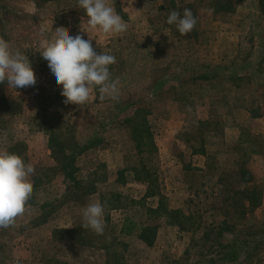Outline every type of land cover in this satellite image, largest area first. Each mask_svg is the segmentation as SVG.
I'll list each match as a JSON object with an SVG mask.
<instances>
[{"label": "rangeland", "instance_id": "1", "mask_svg": "<svg viewBox=\"0 0 264 264\" xmlns=\"http://www.w3.org/2000/svg\"><path fill=\"white\" fill-rule=\"evenodd\" d=\"M214 1L109 0L128 29L121 35L105 36L99 30L89 35L81 31L82 23L87 27L88 18L76 6L77 0H0V37L9 42L13 51L19 49L28 56L37 77L35 86L18 90L8 87L6 82L0 84L7 97H15L23 106L22 113L7 118L0 128V150H4L11 134L18 139L30 136L39 127L33 120L37 113L44 116L41 121L54 118L50 124L56 127L63 123L71 133L82 126L99 127L98 135L105 148L92 158L115 165L118 153L128 167L141 165V168L144 162L152 173L159 175L162 190L168 194L167 186L179 177L171 165L172 155H165L158 147L155 153L140 154L131 138L132 128L143 121L144 115L155 128L153 133H157L158 142L165 139L166 130L182 126L183 146L198 147L201 142L196 138L205 135L211 149L224 147L220 137L214 139V134L221 133L228 113L264 107V16L260 0L234 1L231 10H215ZM184 8L191 9L197 19L195 28L186 36L179 34L175 24L166 22L171 10L182 13ZM60 26L68 28L70 35L91 39L98 54L105 52L116 57V63L109 69L112 79L120 81L119 102L101 101L98 90H94L89 103L82 107L63 103L61 87L39 52L44 41ZM42 27L46 28L44 33ZM178 144L171 143L170 150L175 156L182 149ZM164 162L169 167H164ZM38 172L49 176L61 169L58 166ZM224 176L226 192L217 195L213 175L204 178L203 183L202 176L195 171L186 178L184 175L192 190L182 197L185 200L182 210L192 214L189 229L181 231L178 226L169 225L164 217L157 219L160 224L157 246L148 249L130 241L125 264H264V204L257 212L242 211L239 204H243L245 194L236 187L237 176L230 173ZM86 185L80 193L87 190ZM106 191L111 192L108 198L111 204L121 201L130 207L129 214L146 221L144 207L151 204L150 200L136 204L132 198L139 200L137 197L113 198L118 191L112 184ZM137 193L135 190L134 194ZM81 200L84 201L83 197ZM59 202L64 205L67 197ZM23 218L25 214L17 218L18 226L0 229V264H62L55 261L57 247L53 240L44 250L46 258H54L51 261H38L36 253L21 252ZM68 250L77 253L72 247ZM96 254L100 257L96 262L73 264L110 263L102 260L105 253Z\"/></svg>", "mask_w": 264, "mask_h": 264}, {"label": "crops", "instance_id": "2", "mask_svg": "<svg viewBox=\"0 0 264 264\" xmlns=\"http://www.w3.org/2000/svg\"><path fill=\"white\" fill-rule=\"evenodd\" d=\"M221 128V133L214 134V139L220 137L224 147L217 148L218 146H216V148H211L212 150L209 148V142L206 140L205 135L202 137L204 140L196 138L201 142L198 147L183 146L182 126H178V129L171 131L166 130L165 139L159 142L157 133L154 132L156 135L155 143L159 151L165 153V155H172L171 159L174 161L171 165H174V169L178 171L177 174L179 175L174 182L175 184L172 181V185L167 186L168 194L162 190L161 186V192L167 196L168 205L171 209H184L185 200L182 197L192 193L191 187L184 179V175L186 178L191 171H195V173L202 176V183L206 181L204 178L213 175L217 184L215 188L217 195L226 192L227 186L225 185L224 175L227 173L235 174L237 176L236 187L243 189L245 194L244 202L239 204V208L248 213L257 212L262 208L264 204V107L260 106V108H254L253 110L246 108L234 109L232 113H228L224 117ZM99 130V127L88 128L85 126L74 130L76 141L83 148V152L76 161L78 170L74 176L77 183L73 182L71 178H67L62 171L48 174L49 176L38 172L39 169L47 170L59 165L49 145L50 137L45 130L36 128L30 136L26 137V134H24L26 139L22 137L18 139L11 134L6 140V144L10 146L18 142L24 143L28 154L27 163H32L35 166V174L30 177L33 183V193L26 204L25 218H23L25 221L21 222L23 230L21 252L27 254L34 252L38 255L36 257L38 261H51L54 258L49 256L46 258L44 250L48 249L50 242L53 240L54 245L57 247L55 261L62 264H73L74 261L96 262L100 259L99 255L96 254L97 252L105 253L101 257L103 261H112L111 256L107 255L109 246L111 251L114 249H119L120 253L122 251L124 257L120 260L126 261L128 260L126 252L130 241L141 244L142 247L148 249L157 246L160 238L159 229L152 244H148L141 239L138 231L131 235L119 233V229L127 218L134 220L138 226L154 224V222L148 216V205L144 207L147 212V219L141 221L129 214L130 207L124 205L121 201H114L111 204L108 200L111 192L106 191L109 184L115 185L118 191L113 198L118 196L124 197L123 199L137 197L139 200L132 198V201L136 204L143 202L146 204L147 200H150L151 204L149 205L154 208L158 205V198L157 196H150L152 193L149 184L138 178V172L134 167L138 166L140 169L141 165L126 166L123 155L118 153L115 156V165L112 162H107V160H103V163H101V160L92 158L94 153L98 155L105 148L102 139V141L99 140L98 144L90 145L97 137H100L98 135ZM154 130L155 128H152V131ZM173 141L180 143L178 145L182 149L179 156L171 153L170 149ZM246 144H248V148ZM163 164L164 167L170 165L168 162ZM99 168H103L104 171L99 173ZM245 172L247 175L244 174ZM46 180H48L47 185ZM50 181L54 184L49 183ZM44 183L46 186H44ZM83 185L88 186L87 190L80 193L83 190ZM137 188L141 189L138 190ZM135 190L138 191L137 195L134 194ZM254 192L259 198L256 205L252 203L251 198ZM231 194L235 195V192ZM63 197H67V202L64 205L58 204ZM82 197L84 201L81 200ZM96 202L105 204L102 217L105 228L102 235H97L92 230L83 229L81 226L82 209L88 204ZM216 212L221 214L222 211L217 209ZM70 247L77 253L67 251V248Z\"/></svg>", "mask_w": 264, "mask_h": 264}, {"label": "clouds", "instance_id": "3", "mask_svg": "<svg viewBox=\"0 0 264 264\" xmlns=\"http://www.w3.org/2000/svg\"><path fill=\"white\" fill-rule=\"evenodd\" d=\"M76 6L86 15L87 27L81 24V31L88 35L99 30L105 36L121 35L128 29V24L109 0H77ZM83 19V18H82ZM167 24H175L182 36L188 35L197 24L192 10L184 8L183 12L171 10L167 16ZM46 28H41L44 33ZM42 58L61 87L64 104L84 106L89 103L94 90H98L101 101L110 99L119 102V78L112 79L109 66L116 63L114 55L97 53L91 39L81 35H70L66 27L55 28L54 35L44 41ZM8 87L21 89L35 86L37 77L28 56L19 49L13 51L10 44L0 37V83ZM35 174V166L25 163L23 158L6 149L0 150V229L17 225V218L22 217L26 204L33 193L30 179ZM105 204L90 203L82 209L83 229H90L102 235Z\"/></svg>", "mask_w": 264, "mask_h": 264}, {"label": "trees", "instance_id": "4", "mask_svg": "<svg viewBox=\"0 0 264 264\" xmlns=\"http://www.w3.org/2000/svg\"><path fill=\"white\" fill-rule=\"evenodd\" d=\"M234 1H238L237 3L241 2L240 0H215L213 2L214 8L215 10L217 8L223 10H231L233 9L232 5L234 4ZM259 6L264 16V0L259 1ZM5 93L6 92L0 88V128H3L5 126L3 124H6L5 121L7 118L20 114L23 110L21 102L15 100V97L13 96L12 98L7 97V94ZM131 106H135V103H132ZM43 117V115L37 113L35 114L33 120L36 122L37 126H39L38 128L45 130L49 135L50 148L52 149L53 154L58 161V166L63 174H65L67 178H71L73 182L77 183L74 176L76 171L78 170L76 161L78 159V156L83 152V148L76 141V136L74 135V133L68 132L63 123L55 127L54 124L49 123L50 121L54 120V118H52L50 121H46L44 119H42L44 121H41L40 119ZM142 119L143 121L141 120L140 124L137 123V125L132 128V141H135L136 144L134 146L136 149H138L140 154H144L146 152H148L149 154L150 152L155 153L157 151V145L155 143L152 127L147 122V114L144 115ZM99 140H101V138L97 137L90 145L98 144ZM5 148L10 153L20 155L25 163L28 162V154L26 151V145H24V143L18 142L11 146L7 145L5 146ZM148 159H150V157H148ZM134 168L138 172V178L143 182L149 184L150 191L152 193L150 196H157L158 198L157 207L154 208L150 205L147 207L149 209L148 216L150 217L151 221L154 222V224L138 226V224L134 220H132L131 218H127L123 222L122 227L119 229V233L131 235L134 232L138 231L139 237L141 239L146 241L148 244H152L153 240L157 236L160 226V224L157 222V219L163 217L168 224L178 226L181 231L188 230L190 226L189 221L191 220L192 214H188L182 209H171L169 207L167 196L161 192V182L158 175L152 173L151 168L147 167L144 162L142 168L139 169L138 166ZM244 174H246V172ZM251 198L252 203L256 205L259 199L256 192L253 193V196ZM118 250L119 249H114L113 251H111V248L109 246L107 255L111 256L112 261H108L110 262L108 264H125L124 261L120 260V258L124 257L123 252L121 251L120 253Z\"/></svg>", "mask_w": 264, "mask_h": 264}]
</instances>
